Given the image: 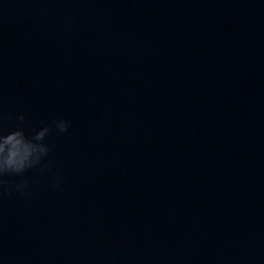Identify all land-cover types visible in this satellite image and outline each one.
<instances>
[{"label": "clouds", "instance_id": "obj_1", "mask_svg": "<svg viewBox=\"0 0 264 264\" xmlns=\"http://www.w3.org/2000/svg\"><path fill=\"white\" fill-rule=\"evenodd\" d=\"M16 119L20 124L14 130L5 132L2 126L3 116H0V191L10 192L14 187L15 191L27 195L30 191V181L27 178L21 179L13 186L5 177H23L29 169L41 165L50 151L44 141L52 129L44 126L29 137L22 127L24 115L20 114ZM53 126L59 132L68 130V122L63 119L53 121ZM39 170L43 174L47 171V166H41Z\"/></svg>", "mask_w": 264, "mask_h": 264}]
</instances>
